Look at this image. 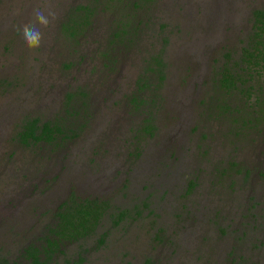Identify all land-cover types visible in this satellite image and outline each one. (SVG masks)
<instances>
[{
  "label": "rangeland",
  "instance_id": "rangeland-1",
  "mask_svg": "<svg viewBox=\"0 0 264 264\" xmlns=\"http://www.w3.org/2000/svg\"><path fill=\"white\" fill-rule=\"evenodd\" d=\"M88 1L0 0V249L12 259L40 242L57 204L75 191L109 197L128 215L116 225L104 219L100 245L97 233L65 243L70 254L79 250L71 264H264V125L234 135L201 102L264 0H143L137 8L127 0L121 10L118 0H99L84 35L64 36L69 7ZM105 1L116 10L103 11ZM119 12L133 21L129 42H110ZM30 23L41 33L38 48L22 35ZM157 52L166 62L152 107L157 129L139 142L133 129L143 114L129 97ZM69 91L79 111L72 117ZM26 116L60 118L78 134L20 144ZM47 264L65 262L57 253Z\"/></svg>",
  "mask_w": 264,
  "mask_h": 264
},
{
  "label": "trees",
  "instance_id": "trees-1",
  "mask_svg": "<svg viewBox=\"0 0 264 264\" xmlns=\"http://www.w3.org/2000/svg\"><path fill=\"white\" fill-rule=\"evenodd\" d=\"M118 1L122 2L121 8L116 5L119 10L124 9L128 3L127 0ZM139 1L143 0H131L134 8L140 7ZM97 2L99 0L71 5L59 24L60 32L68 38L84 35L92 23ZM105 2H100L103 11L116 10V7H110V2ZM119 13L121 17L115 21L116 30L112 32L110 42H129L132 38L125 34L130 35L131 29L134 28L133 21H130V17L123 19V12ZM249 21L250 27L241 39L239 50L236 53L230 52L231 50L223 53V62L213 71L212 91L201 100L203 105L208 106V114L219 121L225 120L227 125L224 124L230 127V132L234 135L244 134L245 128L258 131L260 125H264V6L254 7L250 12ZM165 66L161 52L151 54L136 80V89L129 97L131 106L143 114L141 121L133 129V136L139 142L140 139L153 136L156 132L152 107L156 98H159V88L166 75ZM80 94L86 93L81 91ZM75 97L74 91L66 94L65 110L68 117H72L74 112L79 114L78 109L70 104ZM82 104H85L83 99ZM77 134L74 128L60 118L41 120L37 116H26L18 125L15 139L27 146L42 142L57 144L62 140L72 139ZM135 148L139 149L136 152L139 155L141 147L138 145ZM232 164L235 165V162ZM53 214L54 220L45 225L44 233L37 238V241H41L29 242L27 247L22 248L21 255L27 264H47L58 245L80 243L96 233V243H104L106 232L98 233L101 223L108 218L116 225L127 217L128 211L109 197L80 196L75 191H70L69 196L57 204ZM42 253L45 255L42 256ZM8 262V258L0 256V264ZM66 262L70 264L69 259Z\"/></svg>",
  "mask_w": 264,
  "mask_h": 264
},
{
  "label": "clouds",
  "instance_id": "clouds-1",
  "mask_svg": "<svg viewBox=\"0 0 264 264\" xmlns=\"http://www.w3.org/2000/svg\"><path fill=\"white\" fill-rule=\"evenodd\" d=\"M34 15L39 23L43 24L45 27L48 26L49 21L39 9L35 10ZM22 35L30 48H38L40 46V40L42 38L41 33L33 24L30 23L23 25Z\"/></svg>",
  "mask_w": 264,
  "mask_h": 264
},
{
  "label": "flooded vegetation",
  "instance_id": "flooded-vegetation-1",
  "mask_svg": "<svg viewBox=\"0 0 264 264\" xmlns=\"http://www.w3.org/2000/svg\"><path fill=\"white\" fill-rule=\"evenodd\" d=\"M52 215H54V214L52 213ZM27 246L28 245H26V244L23 245V246H20V249L18 250V252L16 254H15V251H14V253L12 252V254L14 255V257L12 259L8 257V253L6 255L5 252H8L7 250L4 251V250L0 249V256H5L6 258H8L9 259L8 264L14 263L15 262L14 258H17V257L20 258L18 260L21 262V259H22V255H21L22 254L21 253L22 248L23 247H27ZM57 253L62 255V261H64L65 264H67V262H66L67 259L70 260V264L73 263V262L76 263V259H74L73 257L78 258V262H79V250H76L75 253L72 255V254L69 253L68 250L65 249L64 244H61V245H58L57 249L52 253L51 258L54 255L56 256ZM41 255L44 256L45 254L42 253ZM64 256H66V258H63ZM24 262H26V260H24Z\"/></svg>",
  "mask_w": 264,
  "mask_h": 264
}]
</instances>
